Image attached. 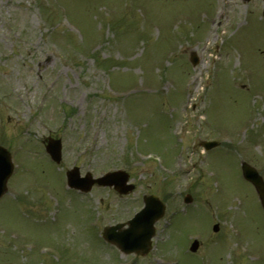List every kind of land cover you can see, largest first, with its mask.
I'll return each mask as SVG.
<instances>
[{"label":"rangeland","instance_id":"rangeland-1","mask_svg":"<svg viewBox=\"0 0 264 264\" xmlns=\"http://www.w3.org/2000/svg\"><path fill=\"white\" fill-rule=\"evenodd\" d=\"M263 5L0 0V141L18 163L0 198V264H264V211L239 169L264 178ZM49 131L59 170L42 147ZM205 139L219 145L202 154ZM73 165L124 169L135 188L72 193ZM148 194L169 220L148 256L120 254L101 229Z\"/></svg>","mask_w":264,"mask_h":264},{"label":"water","instance_id":"water-1","mask_svg":"<svg viewBox=\"0 0 264 264\" xmlns=\"http://www.w3.org/2000/svg\"><path fill=\"white\" fill-rule=\"evenodd\" d=\"M191 61L193 63L196 62L194 56H191ZM55 144H57V146H55L53 157L56 159L59 155L60 148L57 142ZM215 144L216 143L214 142L203 143L206 148H210ZM5 154H0V156L2 155V160H0V195L5 190V182L11 172V163L9 161V156L8 154ZM241 167L244 178L254 185L259 195L262 207L264 208V181L262 177L259 175L256 169H254L247 163H242ZM75 172L76 170H71L67 173L69 184L72 186H81V188L84 190H88L93 182H97L101 185L114 184L115 188L121 192H127V190H130L132 188V186L124 184L127 179V174L125 173H113L96 180L88 178L84 181L85 184H79L77 178L73 175ZM162 211L163 206L161 205V203L155 197L151 196L149 202H147L146 204V207L143 209L141 214L137 216L131 228H128L118 233L117 235H114L113 228H107L104 231V236L112 242L116 243L123 252H140L141 248V252L146 253L149 248V238L153 234L152 224L155 219L161 216ZM143 219L144 222H141V220ZM134 233H136V235L143 233V235L142 237L136 239L137 236H134ZM197 246V242L194 241L191 245V250H196Z\"/></svg>","mask_w":264,"mask_h":264}]
</instances>
